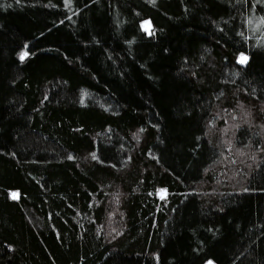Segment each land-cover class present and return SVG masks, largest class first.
Wrapping results in <instances>:
<instances>
[{
	"label": "trees",
	"instance_id": "trees-1",
	"mask_svg": "<svg viewBox=\"0 0 264 264\" xmlns=\"http://www.w3.org/2000/svg\"><path fill=\"white\" fill-rule=\"evenodd\" d=\"M0 264H264V0H0Z\"/></svg>",
	"mask_w": 264,
	"mask_h": 264
},
{
	"label": "rangeland",
	"instance_id": "rangeland-1",
	"mask_svg": "<svg viewBox=\"0 0 264 264\" xmlns=\"http://www.w3.org/2000/svg\"><path fill=\"white\" fill-rule=\"evenodd\" d=\"M142 26H143V28L144 29H146L147 31H149L150 29V20L149 19H147L146 21H144L143 23H142ZM240 57H242V59H245V56H240Z\"/></svg>",
	"mask_w": 264,
	"mask_h": 264
},
{
	"label": "snow or ice",
	"instance_id": "snow-or-ice-1",
	"mask_svg": "<svg viewBox=\"0 0 264 264\" xmlns=\"http://www.w3.org/2000/svg\"><path fill=\"white\" fill-rule=\"evenodd\" d=\"M23 58V57H22ZM243 62V61H242Z\"/></svg>",
	"mask_w": 264,
	"mask_h": 264
}]
</instances>
